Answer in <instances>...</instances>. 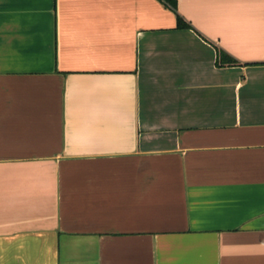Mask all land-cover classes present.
Instances as JSON below:
<instances>
[{"label":"crops","instance_id":"obj_1","mask_svg":"<svg viewBox=\"0 0 264 264\" xmlns=\"http://www.w3.org/2000/svg\"><path fill=\"white\" fill-rule=\"evenodd\" d=\"M0 264H264V0H0Z\"/></svg>","mask_w":264,"mask_h":264},{"label":"trees","instance_id":"obj_2","mask_svg":"<svg viewBox=\"0 0 264 264\" xmlns=\"http://www.w3.org/2000/svg\"><path fill=\"white\" fill-rule=\"evenodd\" d=\"M164 1H166L173 9L176 10L177 0H164ZM178 26L180 28H188L189 27V25L179 16H178ZM218 63H226V64L233 65L235 62L231 58H229L227 55L222 53L221 51H218Z\"/></svg>","mask_w":264,"mask_h":264}]
</instances>
